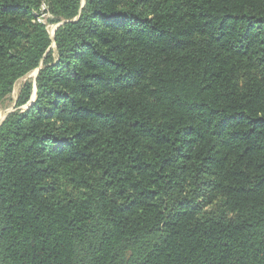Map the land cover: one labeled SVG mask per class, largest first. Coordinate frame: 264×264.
Returning <instances> with one entry per match:
<instances>
[{
	"label": "trees",
	"instance_id": "16d2710c",
	"mask_svg": "<svg viewBox=\"0 0 264 264\" xmlns=\"http://www.w3.org/2000/svg\"><path fill=\"white\" fill-rule=\"evenodd\" d=\"M36 69L0 264H264V0H0V105Z\"/></svg>",
	"mask_w": 264,
	"mask_h": 264
},
{
	"label": "rangeland",
	"instance_id": "374dc122",
	"mask_svg": "<svg viewBox=\"0 0 264 264\" xmlns=\"http://www.w3.org/2000/svg\"><path fill=\"white\" fill-rule=\"evenodd\" d=\"M47 4L42 1V4L40 6V10L38 12H33L32 19L34 22H39L42 24H46V20L50 17L47 12ZM58 25H47V29L49 31V34L51 37H53V34L55 32V29ZM38 69L33 71L31 74H29L26 78H23L16 82L14 85V88L12 92L2 101L0 105V123L2 120L6 117L7 114H9L15 106V101L17 98V95L20 91V88L28 81L34 80L37 75ZM35 87L33 86V95L28 103L30 106L35 101ZM28 107V106H27ZM190 204L193 206L196 210V216L199 217H209L212 215L217 214V210L212 205H205V203L202 201L200 194L198 192H193L190 196Z\"/></svg>",
	"mask_w": 264,
	"mask_h": 264
}]
</instances>
